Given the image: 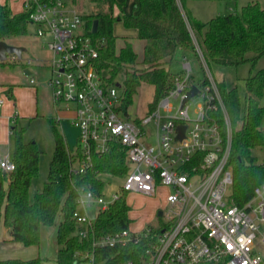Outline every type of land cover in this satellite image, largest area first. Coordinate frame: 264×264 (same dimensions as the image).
<instances>
[{"label": "built area", "instance_id": "1", "mask_svg": "<svg viewBox=\"0 0 264 264\" xmlns=\"http://www.w3.org/2000/svg\"><path fill=\"white\" fill-rule=\"evenodd\" d=\"M25 11L30 24L40 26L36 35L45 40L52 54L46 84L52 89L57 113L71 112L70 120L80 130L78 146L70 154L73 168L85 172L93 165L95 155L106 154L116 144L122 146L130 167L121 177L124 182L120 191L107 197L104 192L79 191L74 213L78 236L87 239L98 214L130 193L155 197L159 188H167L168 206L162 216L158 215V225L103 236L94 241V247L145 243L135 258L118 264H262L256 247L264 245V181L243 207L234 203L233 173L228 165L232 130L213 76L209 73L207 83L195 84L192 66L184 58L186 73L176 77L174 86L148 115L130 119L128 110L123 109L122 86L118 87L117 81L109 82L98 70L99 50L87 33L84 15L66 0H26ZM21 60L17 55H7L3 63ZM24 63V71L30 72L26 77L36 84L29 66L33 62ZM194 86L198 93L183 105ZM195 98L201 102L192 118L188 110ZM8 100L0 93V121ZM174 100H180L176 112ZM219 111L226 120V136L215 116ZM18 116L16 111L10 116L11 125ZM152 124L154 135L147 130ZM179 126H186L182 140L177 139ZM15 169L13 158L0 156L3 173L9 175ZM92 210L95 219L89 215ZM79 256L78 264H96L93 252Z\"/></svg>", "mask_w": 264, "mask_h": 264}, {"label": "trees", "instance_id": "2", "mask_svg": "<svg viewBox=\"0 0 264 264\" xmlns=\"http://www.w3.org/2000/svg\"><path fill=\"white\" fill-rule=\"evenodd\" d=\"M108 6V12L84 15L86 29L99 50L98 70L109 82L122 78L124 93L123 109L127 111L133 98L143 83L155 88V100L151 110L175 83L181 74H174L168 67L177 50H192L203 55L205 62L223 67H238L246 62L248 54H254L253 62L264 56V8L258 2L242 7L240 13L217 16L208 22L192 18L180 0H137L134 5L137 14L124 13V3L117 0H94ZM122 14L115 16L114 9ZM98 21L97 33L92 32ZM123 22L125 28L134 29L137 38L144 42L143 65L145 71L130 73L128 65L138 62L139 56L132 44L126 41L125 47L116 50V37L113 28L116 22ZM29 14L24 11L14 14L8 5H0V41L24 37L29 34ZM5 66L6 63H0ZM193 80V77H192ZM227 110L232 130L229 167L233 173L231 196L237 206L243 207L253 199L254 191L264 181V163H259L253 150L264 146V132L261 129L264 119V69L250 75L245 80L246 95L241 97L236 84L225 80H215ZM208 82V78L204 83ZM216 118L224 136L227 124L222 112ZM55 136V150L49 166L48 180L42 192L30 199V188L39 174L41 152L36 142L24 140V130L12 127L15 136L13 160L16 169L11 174L0 170V218H3L11 241L27 247L39 246L43 227L56 225L59 246L56 264H78V259L93 252L96 264H118L135 258L145 243L126 246L96 248L94 241L103 236L113 235L130 229L131 208L123 197L109 209L98 214L93 230L87 239L78 236V225L74 219L77 210V197L81 189L92 190L96 194L105 191L101 176L110 174L124 177L130 170L126 153L119 144L109 152L93 157V165L85 172L73 168L71 151L63 135L52 120ZM0 264H50L43 258L31 260L9 259Z\"/></svg>", "mask_w": 264, "mask_h": 264}, {"label": "rangeland", "instance_id": "3", "mask_svg": "<svg viewBox=\"0 0 264 264\" xmlns=\"http://www.w3.org/2000/svg\"><path fill=\"white\" fill-rule=\"evenodd\" d=\"M180 1V0H178ZM185 11L194 19L202 22H208L217 16L230 15L232 13H240L242 7L258 2L264 8V0H182ZM72 8H76L83 15L93 14L97 12H108L109 8L106 5L99 4L94 0L82 3L76 0L66 1ZM134 11V8H132ZM118 13V9H114V14ZM135 13L131 12L129 15ZM40 26L38 24H29V34L24 37L11 38L6 42L13 46L26 48L22 55V60L15 63H6L5 66L0 65V93H3L7 98L16 103L18 107L19 118L11 127L17 130H24V140L26 142H36L41 152L39 161V174L33 179L30 188V199H34L37 193L42 192L43 187L48 180L49 166L53 159L55 150V136L53 133L52 120L57 129L63 135L67 147L73 152L76 150L80 130L70 120L72 113L66 110L59 111L55 108L52 99V89L46 84V80L50 76L49 60L52 56L51 52L45 46V40L36 35V30ZM113 34L117 37L116 50L119 52L125 47L126 41L132 44L134 51L138 54L139 60L134 65H128L127 70L130 73L145 71L148 67L143 65L142 59L144 55V42L137 38L134 29L125 28L123 22L118 21L113 28ZM198 55L192 50H177L174 54L170 65L168 66L174 74L184 75V58H186L192 66V77L195 84H201L209 76H213L214 80H225L228 84H236L239 87V92L242 98L246 95L245 80L255 72L264 69V56L253 62L251 59L254 54L247 55V61L240 64L238 67H223L212 64L211 67L201 60L199 51ZM31 60L32 65H29L33 71V77L36 84H31L29 78L24 73V62ZM192 79V78H191ZM120 83L122 78H116ZM117 83V82H116ZM121 92V89L119 90ZM8 100V102H10ZM155 100L154 86L143 83L138 89L137 94L133 98V104L128 109V117L135 119L144 117L151 111V104ZM201 102L200 98H195L189 107V115L195 118L197 106ZM175 106V112L180 106V100L172 101ZM264 106V97L261 101ZM60 119V120H58ZM261 129L264 132V119ZM147 130L154 135L156 133L155 126L152 124L147 127ZM3 133V132H2ZM1 134V133H0ZM15 151V136L13 134L2 136L0 135V156L9 155L13 158ZM253 155L258 158L259 163H264V146L253 150ZM105 182L104 195L107 197L113 192L120 191V186L124 179L104 174L101 176ZM170 190L167 188H159L157 196L151 197L139 193H130L127 196V203L131 208L130 219L132 220L131 229L140 231L148 226L158 225V214L162 210H166L167 196ZM61 217L58 216L56 225L46 227L51 231V239L56 240L58 225ZM3 222V221H2ZM0 228H3V224ZM45 228V227H43ZM261 232L264 233V225L261 227ZM256 251L263 258L264 264V245L258 244ZM50 264H56V257L52 256L48 260Z\"/></svg>", "mask_w": 264, "mask_h": 264}, {"label": "crops", "instance_id": "4", "mask_svg": "<svg viewBox=\"0 0 264 264\" xmlns=\"http://www.w3.org/2000/svg\"><path fill=\"white\" fill-rule=\"evenodd\" d=\"M72 1L73 3L76 2V0H72ZM117 1L120 3H124L123 11L125 14L129 15L131 14V12L134 11H135L134 15L138 13L134 8V5L137 2V0H117ZM25 3L26 0H0V5H8L14 14L23 13L25 11ZM132 8H134V11ZM117 9H118V13L116 14V16L123 13L118 7ZM136 36H137V32H136ZM17 108L18 107L16 106V103L11 101L7 102L5 107L3 108L1 112V121H0V133H1L0 135L2 136V138L5 132L7 136L11 134L10 131L12 127L9 118L10 116L13 115L15 111L18 112ZM2 221L3 218H0V224ZM51 236H52L51 231L47 230L46 227L42 228L40 245L27 247L21 243L11 241L9 232L5 227V225L3 224V228L2 229L0 228V262L9 259L31 260L38 257L48 261L52 256H55L57 261L58 251H59L57 237L56 240L53 241L51 239Z\"/></svg>", "mask_w": 264, "mask_h": 264}, {"label": "water", "instance_id": "5", "mask_svg": "<svg viewBox=\"0 0 264 264\" xmlns=\"http://www.w3.org/2000/svg\"><path fill=\"white\" fill-rule=\"evenodd\" d=\"M98 31V21L96 20L93 24L92 32L97 33ZM26 51V48L24 47H19V46H13L8 44L5 41H0V62L3 63L7 59V55H17L19 59L22 58L23 53ZM30 72L28 70H25V74H29ZM118 87L121 86V84H117ZM198 93L197 87H193L188 93L187 97L183 101V105L189 101L193 96H195ZM179 135L177 137L178 140H182L185 137V131H186V126H179ZM89 215L91 219H95V211L92 210L89 212ZM159 216L163 215V212L160 211Z\"/></svg>", "mask_w": 264, "mask_h": 264}]
</instances>
